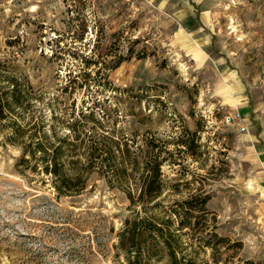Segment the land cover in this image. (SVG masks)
I'll list each match as a JSON object with an SVG mask.
<instances>
[{"label":"rangeland","instance_id":"374dc122","mask_svg":"<svg viewBox=\"0 0 264 264\" xmlns=\"http://www.w3.org/2000/svg\"><path fill=\"white\" fill-rule=\"evenodd\" d=\"M4 71L60 124L94 107L118 133L167 141L171 198L207 190L236 259L264 262V0H0ZM21 153L0 134V264H120L126 194L94 174L57 197Z\"/></svg>","mask_w":264,"mask_h":264},{"label":"trees","instance_id":"16d2710c","mask_svg":"<svg viewBox=\"0 0 264 264\" xmlns=\"http://www.w3.org/2000/svg\"><path fill=\"white\" fill-rule=\"evenodd\" d=\"M0 77L5 81L0 85V134L5 143L21 148L19 165L44 172L57 197L84 193L94 174L126 194L130 213L115 244L116 255L123 257L120 264H264L236 259L243 242L218 231L207 190L171 198L182 190L163 171L169 162L167 141L155 136L139 141L135 133H118L103 122L107 113L94 107L71 118L63 115L60 124L51 102V110H42L34 91H24L5 71ZM193 143L186 141L185 150L191 151Z\"/></svg>","mask_w":264,"mask_h":264}]
</instances>
